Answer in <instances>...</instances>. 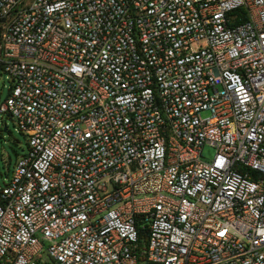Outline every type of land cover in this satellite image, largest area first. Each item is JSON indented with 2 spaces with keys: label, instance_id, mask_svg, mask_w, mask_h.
I'll return each instance as SVG.
<instances>
[{
  "label": "built area",
  "instance_id": "2783aa9c",
  "mask_svg": "<svg viewBox=\"0 0 264 264\" xmlns=\"http://www.w3.org/2000/svg\"><path fill=\"white\" fill-rule=\"evenodd\" d=\"M0 71V264H264V0H0Z\"/></svg>",
  "mask_w": 264,
  "mask_h": 264
},
{
  "label": "rangeland",
  "instance_id": "374dc122",
  "mask_svg": "<svg viewBox=\"0 0 264 264\" xmlns=\"http://www.w3.org/2000/svg\"><path fill=\"white\" fill-rule=\"evenodd\" d=\"M10 86L7 73L0 71V92L3 99L8 95ZM27 150V135L18 128L11 117L0 115V187L8 183L19 157ZM215 152V147L211 145L204 148V156L207 159L213 158Z\"/></svg>",
  "mask_w": 264,
  "mask_h": 264
}]
</instances>
